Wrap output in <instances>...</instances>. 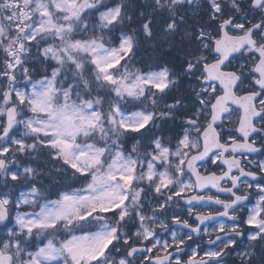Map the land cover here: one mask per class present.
<instances>
[{"label":"snow or ice","instance_id":"1","mask_svg":"<svg viewBox=\"0 0 264 264\" xmlns=\"http://www.w3.org/2000/svg\"><path fill=\"white\" fill-rule=\"evenodd\" d=\"M0 264H264V0H0Z\"/></svg>","mask_w":264,"mask_h":264},{"label":"flooded vegetation","instance_id":"2","mask_svg":"<svg viewBox=\"0 0 264 264\" xmlns=\"http://www.w3.org/2000/svg\"><path fill=\"white\" fill-rule=\"evenodd\" d=\"M258 158V157H257Z\"/></svg>","mask_w":264,"mask_h":264}]
</instances>
